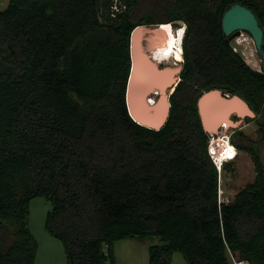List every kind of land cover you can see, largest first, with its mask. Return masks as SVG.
Here are the masks:
<instances>
[{
    "label": "trees",
    "instance_id": "obj_1",
    "mask_svg": "<svg viewBox=\"0 0 264 264\" xmlns=\"http://www.w3.org/2000/svg\"><path fill=\"white\" fill-rule=\"evenodd\" d=\"M234 3L264 28V0H10L0 9V264H35L29 229L35 198L52 203L45 228L69 264H117V242L159 238L149 264H264V152L257 178L219 201V171L198 100L220 90L242 98L264 142V73L234 50L222 16ZM186 27L179 82L158 129L127 104L132 34ZM235 116L234 120H236ZM242 138L247 141L243 135Z\"/></svg>",
    "mask_w": 264,
    "mask_h": 264
},
{
    "label": "rangeland",
    "instance_id": "obj_2",
    "mask_svg": "<svg viewBox=\"0 0 264 264\" xmlns=\"http://www.w3.org/2000/svg\"><path fill=\"white\" fill-rule=\"evenodd\" d=\"M9 1L10 0H0V9H5L8 6ZM159 26L160 25L143 26V29L140 30L143 34L141 35L140 40L142 52L148 55V57L151 56L149 49V44L151 41L150 37L153 36V34H151V31ZM171 26H173L174 29L182 27L178 25V22L175 25L171 24ZM137 30L138 29H136L132 34V59H134V34ZM230 43L234 50L239 52L243 56L247 64H249L253 69L261 71L262 60L249 33L242 32L239 36L233 38ZM183 60L184 59L177 60L176 65H174L172 62H165L163 64L157 62L156 63L158 65L160 64L159 67L161 70H170L175 74L176 78L179 79ZM173 91L174 88H171L167 92H165L164 95H162L164 102L167 103V97H169L173 93ZM239 99L246 106L248 105L242 98L239 97ZM248 109L249 110L247 114L237 117L236 120H234L235 115H231V117L229 118V124H226V129L224 127L222 129L218 128L214 131V133H216L215 137L222 134H227L231 136L232 141V136L234 135V133L241 132L242 135H237L235 137L236 144L250 146L255 143L256 148L260 151L261 154H263L264 142L263 135L260 132L259 125L257 123L258 117H256L251 108L248 107ZM243 135L247 138V141L242 138ZM234 146L237 148L235 144ZM237 152L238 155L236 159L232 162H226L221 171H219L218 193L220 202L227 203L233 201L239 192L245 189V187H247L249 184L255 182L257 178V172L252 156L249 153L238 148ZM51 209L52 203L46 198L42 197L35 198L30 204L28 216L29 229L39 244L35 264H69L63 243L49 234L45 228L46 218L48 212L51 211ZM160 244H162V242L159 238H148L143 240L134 239L117 242L115 245L116 263L149 264L150 247ZM229 261L231 262V264H242L239 262L238 254L230 253ZM171 264H187V261L181 253L176 252L173 254Z\"/></svg>",
    "mask_w": 264,
    "mask_h": 264
},
{
    "label": "water",
    "instance_id": "obj_3",
    "mask_svg": "<svg viewBox=\"0 0 264 264\" xmlns=\"http://www.w3.org/2000/svg\"><path fill=\"white\" fill-rule=\"evenodd\" d=\"M178 25L184 26L185 23L178 21ZM137 29L135 34L141 32L143 26ZM222 30L229 42L242 32L251 35L262 60L261 72L264 73V28L257 15L243 4H231L222 16ZM132 62L127 90L130 114L140 124L158 129L165 123L170 112L169 97H167V104L163 101L162 95L171 88L175 89L174 86H177L180 80L170 70H161L159 65L142 51L139 58L132 59ZM235 100L246 106L238 96H230L220 90L202 94L198 100V107L205 128L214 132L220 128L221 124H229L231 115L240 117L247 114L248 112L241 114L240 110L243 107L235 109L233 104ZM247 106L250 108L249 105ZM247 106L246 108L249 110ZM203 112L206 114V120L203 118ZM215 118H219L218 121Z\"/></svg>",
    "mask_w": 264,
    "mask_h": 264
},
{
    "label": "bare ground",
    "instance_id": "obj_4",
    "mask_svg": "<svg viewBox=\"0 0 264 264\" xmlns=\"http://www.w3.org/2000/svg\"><path fill=\"white\" fill-rule=\"evenodd\" d=\"M151 32H152L151 34H153L154 37L153 36L150 37L151 41L149 44L150 47L149 49L151 53L150 55L155 59L154 61L155 63L157 62L163 64L165 62H172L174 65H176L177 60L184 59L181 50H178V46H177V43L180 42V40L182 39V32H177V30L174 29V27L169 24L160 25L159 27L154 28V30H152ZM141 35H143L142 32H138L137 34L134 35V50H135L134 59H138L142 51L141 42H140ZM156 94L158 95V92H156ZM233 104L235 109H241L243 107L240 110L241 114H245L248 112L246 106H243L241 102H239L238 100H235ZM203 118L204 120L207 119L205 112H203ZM215 119L216 121H218L219 118H215ZM234 153L235 151L231 147V149H229V156L221 157V160L225 161V158H228V162L234 161L236 159L234 157Z\"/></svg>",
    "mask_w": 264,
    "mask_h": 264
},
{
    "label": "built area",
    "instance_id": "obj_5",
    "mask_svg": "<svg viewBox=\"0 0 264 264\" xmlns=\"http://www.w3.org/2000/svg\"><path fill=\"white\" fill-rule=\"evenodd\" d=\"M114 5L112 7V17H116L118 12H121L123 8L119 7V1L120 0H113ZM226 129L227 125L226 123L222 124L221 129ZM231 136L227 134H222L217 137L215 135L211 136L210 142H209V154L212 158L214 164L218 166L219 168L223 164V161L221 160V157H227L229 156V149L231 147L234 149V157H237V148L232 144ZM225 161H228V158H225Z\"/></svg>",
    "mask_w": 264,
    "mask_h": 264
},
{
    "label": "clouds",
    "instance_id": "obj_6",
    "mask_svg": "<svg viewBox=\"0 0 264 264\" xmlns=\"http://www.w3.org/2000/svg\"><path fill=\"white\" fill-rule=\"evenodd\" d=\"M183 28H177L176 30H177V32H182V39L180 40V42H178L177 43V46H178V50H181V52H182V56H183V58H184V42H185V37H186V27H185V25L184 26H182ZM151 57V59L152 60H154L155 61V59H154V57H152V56H150ZM224 124V123H223ZM221 126H222V124H221ZM221 126H220V128H221ZM219 128V129H220ZM228 163V161H223V164L221 165V167L219 168L218 166H217V169H218V171H221V169L223 168V166H224V164L225 163Z\"/></svg>",
    "mask_w": 264,
    "mask_h": 264
}]
</instances>
